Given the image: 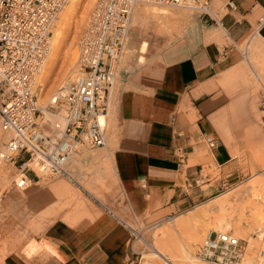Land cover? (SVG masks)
<instances>
[{
	"label": "crops",
	"instance_id": "1",
	"mask_svg": "<svg viewBox=\"0 0 264 264\" xmlns=\"http://www.w3.org/2000/svg\"><path fill=\"white\" fill-rule=\"evenodd\" d=\"M217 17L188 21L160 54L148 49L142 54L143 42L130 28L133 52L121 62L111 99L109 94L117 110V140L105 151L113 155L112 178L120 198L104 206L91 202L97 208L93 221L73 226L59 220L30 234L6 256L0 252V264H133L128 225L186 211L242 177L236 143L222 124L230 101L221 86L232 77L249 84L246 68L229 71L243 63L245 41L259 47L256 55L264 62V0H229ZM251 87L255 109L259 96ZM258 136L264 138V130ZM209 138L215 147L208 146ZM258 162L264 164V156ZM210 164L220 169V179L204 176ZM36 200L43 212L45 200Z\"/></svg>",
	"mask_w": 264,
	"mask_h": 264
},
{
	"label": "built area",
	"instance_id": "2",
	"mask_svg": "<svg viewBox=\"0 0 264 264\" xmlns=\"http://www.w3.org/2000/svg\"><path fill=\"white\" fill-rule=\"evenodd\" d=\"M186 1H98L79 41L84 75L50 107L53 116H62L60 109L65 110L66 124L61 128L50 120L43 123L34 85L49 52L51 26L69 0H0V128L10 135L0 160L18 170L12 180L16 188L24 190L42 178L68 175L65 168L74 154L106 145L107 128L98 119L107 113L111 82L136 5L151 2L182 7ZM194 1L200 9L207 6ZM206 143L217 145L211 138ZM128 227L132 263L140 264L142 253L134 243L141 241L142 231ZM261 253L264 257V250ZM198 255L215 264H241L245 245L231 233L213 232Z\"/></svg>",
	"mask_w": 264,
	"mask_h": 264
},
{
	"label": "rangeland",
	"instance_id": "3",
	"mask_svg": "<svg viewBox=\"0 0 264 264\" xmlns=\"http://www.w3.org/2000/svg\"><path fill=\"white\" fill-rule=\"evenodd\" d=\"M98 1L99 0H83L78 7L76 16L74 17V19H72V23L74 21H78L75 22V28L72 26L76 33L72 35V27L65 32V36H70L72 38L75 37V39H71L73 40L74 50L77 51V55L78 39L86 28ZM209 1V10L206 13H197L189 9H176L166 5L156 6L155 4L141 3L140 6L142 7L156 6L160 8H166L170 10L174 15H177L176 17L178 18L176 19L175 25L178 23L176 25L178 26V30L174 37L165 38L163 40L164 37H157L151 30L148 31V33L141 32L135 25V16L131 24V29L133 30V34L139 37L137 41H147L149 43V54H160L166 46H168L179 37L180 32L188 21H191L197 17H217L220 12L224 13L225 5L229 0ZM83 11H86L85 21H82V19L78 17L83 13ZM81 23L82 25H80ZM130 44L131 38L128 37L123 46V51L115 74L116 76H114V78L112 79V84L113 82H116V86L118 84L116 80V78L118 77L117 72L120 70L121 62L125 64L126 61L131 57V54L133 52ZM250 44V40H248L240 46V49L244 56L243 63L229 70L231 71L233 69L239 70L241 68H246V79L249 84H244V81L241 78L232 77L227 80L224 86H221L222 91L227 95L230 101V105H228V107L223 111L222 124L225 125V133L229 136L231 142L236 143L234 147L237 150V161L242 167V177L237 180L231 181L230 184L222 187V190L220 191L218 196L229 192L231 193V196L236 200L234 204L238 205V203L249 202L251 203V206L253 208L258 209L261 208L259 201H252V198L259 197L264 199V164L258 162L259 158L261 156H264V142H261V140L264 138L258 136L259 134H261V131L264 130V90H261L264 86V62H262L263 58L256 55L258 51L257 48L254 47V45H252V47L250 48ZM60 66L61 64L59 63L58 69ZM252 68L255 70V72L258 71L259 73L256 72L255 75V73L251 72ZM225 73H223V75ZM223 75L220 79H224ZM61 79L62 76L59 77V82L57 81V83H55V88H53L52 90L53 93H51L52 91L50 92L51 94L49 93L50 97L59 89L60 85H64L62 84ZM51 84L53 83H47V86L45 88H42L41 97L46 96L45 93L48 90L47 88H49ZM71 84L68 86V89L66 87L62 89V92L64 91L62 95L66 94V92L69 91ZM251 85L255 87L259 96V100L256 104L255 109L251 108L252 95H254V88H252ZM40 90L41 89H38L36 93L39 94ZM49 96H47L46 102H48V100L50 99ZM110 99L107 103V112L108 110H110V114L107 123L108 139L106 145L104 149H84L83 151H79L72 156L66 168L67 173L69 174V177L66 178L70 179L71 182H68L61 177H55L49 180L41 179L40 181H36L29 188L41 184L40 186H35L31 189L28 188L29 190H16L14 185L12 184V180L17 174L18 170L15 168V166L5 164L0 160V172L4 171L9 176V180L7 179L8 183H6V181L4 180L0 181V247H2L0 252L3 256H6V254L8 253L6 252L7 249H15L16 247L20 246L22 243H24V241L27 239V237H29L30 234L38 233L39 230L46 228V226H48L50 223L60 220L68 223L69 225L78 226L83 222L93 221L95 218V213L97 214V208L92 203L104 206L109 205L110 202L114 201V199L120 198V192L118 191L117 184L112 178V176H114L113 155L105 152L106 147L111 148L114 140H117L116 137L119 128L117 110ZM47 110L48 113L43 112L46 121L50 120L53 122L57 120L51 115L49 107L47 108ZM237 135H241V137L239 138V136ZM4 142H7L6 135L0 132V152L5 149ZM206 153L207 151H204L202 154L204 155ZM97 156L99 157L98 160H93V158ZM75 158L80 162L77 165L74 162ZM110 159L112 160V162ZM78 171L82 172L81 175L78 176L71 174ZM203 173L205 177L209 176L216 179H220L221 177L220 169L215 167V165L213 164L206 166ZM259 181L261 182L258 184V188L254 189L249 187L254 182ZM76 182L81 186V190L83 192L77 188L80 186L76 185ZM55 188H58V195H55L56 193L53 192V189ZM23 193H28L29 195L25 194L26 196L24 195L23 197ZM38 193H41L42 197L37 199L42 200L44 198V203L49 204V206L46 204L45 210L43 212L41 211L42 207H40L41 201L36 199L33 200V196ZM42 193H46L49 195L44 196ZM218 196L210 199L209 201L201 202L195 207L190 208L186 211L176 212L172 215L161 213L149 218L145 224L133 226L135 229H140L142 231L141 235H143L141 241L134 243L135 248L137 247V251L142 253L140 264H164L158 258L152 256V246L153 243L161 242L163 240L165 231L167 230H170L171 233H174L177 240L179 238L178 241L181 246H186V241L188 240L186 236H189L187 234L188 232H181L182 234L176 232L173 221H175L181 215L187 216L190 211H197V209L199 210L200 207H210L213 204L214 199ZM248 213L250 212L246 210V220L249 218ZM240 218L241 217L237 213L234 220L238 221ZM246 220L243 221V227L241 229H245H240L241 233L237 231L234 226H232L226 233H231L239 239L244 236L242 239H245V241H243V244L245 245V258L248 257L246 258V260L250 261L251 258H254V261H256L257 264H263L262 259L258 258L260 257L259 251L264 249V223L262 226H260L261 228H263V232H260V227L255 230V232H253L252 230L250 231L247 224H245ZM209 222H213V227L207 226ZM214 224L215 221L213 218L210 219V221L203 220L201 229L203 231L205 230L206 234L210 231H215L214 229H212L216 227V225ZM217 232L223 231L219 230ZM260 234L263 235V240H261L262 242L260 240L258 241L257 239ZM241 235L242 237H240ZM251 240L253 243H255L256 248L251 253H247V250H249L247 248L249 245L248 243ZM199 248L200 245L196 247V252L199 251ZM257 260H260V263Z\"/></svg>",
	"mask_w": 264,
	"mask_h": 264
},
{
	"label": "bare ground",
	"instance_id": "4",
	"mask_svg": "<svg viewBox=\"0 0 264 264\" xmlns=\"http://www.w3.org/2000/svg\"><path fill=\"white\" fill-rule=\"evenodd\" d=\"M82 1L83 0H69V2L59 12V14L57 15L56 19L54 20V22L51 26L49 52L45 58V61H44V64H43L41 70L39 71V73L36 76V80H35L36 82L34 85L35 96L38 97V101H36V105H37L38 110L42 111V113L43 112L48 113L47 108L49 107V110H50V107H51L52 103L55 102V99H57L56 102H58V99H60L62 97V94L64 92V91L62 92L63 88L66 87L68 89L69 88L68 86L71 83L73 84L74 82L77 81L78 78H80L84 75L83 74L84 72L81 70V65L79 64V57L81 55L80 49H79V41H80V38L83 35L85 29L87 28L90 20H89L86 28L84 29L82 35L78 39V43H77L78 55H77V51L74 50V46H73V40L72 39H75V37L72 38L70 36L69 37L65 36V34H66L65 32L67 30L71 29L72 26L75 28V22H78V21H74L72 23V19H74V17L76 16V12L78 10L79 5L82 3ZM200 1L203 4H206L207 6H205V8H203V9H200L199 5L194 0H187L186 3L183 4L184 6H182V7H178V6H174L172 4H166V3H151V2H142V3L155 4L156 6L157 5H166V6L176 8V9H189V10L195 11L197 13L208 12L210 1L209 0H200ZM140 5H141V3L137 4L135 7V11L133 13L129 29L131 28V24H132L133 18L135 16V25L137 26V28L141 32H147L148 33V31L151 30L153 32V34L156 35L157 37H160V38L164 37L163 40L165 38H171V37L175 36V34L178 30V26H176L178 23L175 25L176 19L178 18V17H176L177 15H174L170 10H168L166 8H160V7H156V6L142 7ZM86 6H88V5H86ZM85 12L86 11H83V13L80 16H78V14H77V16L82 19V21L86 20ZM178 16H180V15H178ZM90 19H91V17H90ZM80 25H82V23ZM73 27H72V35H74V33H76ZM148 47H149V43L147 41L143 42L141 45V48H140V52L142 54L146 53ZM256 48L258 50V47H256ZM262 54L264 55V53H261V55ZM139 62L144 63L145 62L144 57H140ZM59 63L61 64V66L58 69ZM79 70H80V73H79ZM251 72L255 73V75H256V72L253 68L251 69ZM60 76H62L61 81H62V84H64V85H62V86L60 85L59 89L56 92H54V94L50 97L49 95L51 93H53L52 90H53V88H55V83H57ZM114 76H116V75H114ZM50 82L53 84H51L50 87L47 88L48 89L47 91L45 90L46 96L41 97L42 88L43 87L45 88L47 86V83H50ZM38 89H41L39 94L36 93V91ZM60 90L62 93L60 92ZM261 90H264V86L262 87ZM110 91H111V93H110L111 94L110 98H111L114 95V82H113V84L111 82ZM47 96L50 97L48 102H46ZM108 101H109V96H108ZM60 111H62V113H61L62 116L65 117L66 116L65 110H63V108H61ZM50 113H51V111H50ZM109 114H110V110H108L107 113L100 114L98 121H99L101 126L107 128ZM51 115L53 116V114H51ZM62 116L61 115L53 116L54 118L57 119L53 122L59 123L60 127L64 128L65 124H66V120ZM45 121H46V119L44 116L43 123H45ZM0 132L2 134L6 135V141L7 142L6 143L4 142L6 145L8 143V141L10 140V135L8 133L4 132L1 128H0ZM104 147H102V148L104 149ZM88 149H91V148H88ZM95 149H99V148H95ZM98 158L99 157L97 156V157L93 158V160H98ZM74 162L76 165L80 163L79 160L76 158H75ZM67 166H68V164H67ZM67 166H66V168H67ZM30 167L37 171L36 165L30 164ZM66 172H67V170H66ZM56 177H69V174L64 175V176H56ZM8 178H9V176L6 172H4V171L0 172V181L4 180V181H6V183H8L7 182ZM53 178H55V177H51V178L44 179V180H49V179H53ZM260 182L261 181L254 182L249 187L256 189L259 187L258 184ZM16 189H18V188H16ZM27 189H24V190H27ZM18 190H22V189H18ZM53 192L56 193L55 195H58V188L53 189ZM51 193H52V191H51ZM40 197H42V195H41V193H38V194L33 196V198H34L33 200L40 198ZM235 201L236 200L231 196V193L227 192V193H224V194L218 196L217 198H215L213 201V204L210 207H207V208H205V207L201 208L200 207V209L199 210L197 209V211H190L187 216H185V215L179 216L175 221H173L174 228H175L176 232H178V233H181V232L187 233L188 232L187 234L189 236H186V238H188V240L186 241L187 242L186 246L185 245L181 246V244L178 241L179 238L177 240L174 233H171L170 230H167V231H165V236L163 237V240L161 242L153 243L152 256H155L160 261H162L164 264H215L211 261H206V260L202 259L198 255L205 239L207 238V236L210 233L217 232L219 230L226 233L228 230H230V228L232 226H234L237 229V231H239V232L241 230L245 229V228H243V229H241V228L243 227V221L246 220L245 219L246 210H248L250 213H248L249 218L245 221L246 222L245 224H247L250 231L252 230L253 232H255V230H257L264 223V199L263 198H259V197L252 198V201H259L261 208L257 207L258 209L253 208L251 206V203H249V202L238 203V205H236V204H234ZM237 213L239 214V216L241 218L238 221H235L234 219H235ZM212 218L215 221L214 225H216V227H214L212 229H214L215 231H210L206 234L205 230L203 231L201 229L203 220L204 221H207V220L210 221V219H212ZM212 225H213V222H209L207 224L208 227H213ZM259 229L261 232L263 228L260 227ZM173 232H175V231H173ZM238 236H239V234H238ZM240 237H242V235ZM242 238H240V239L242 241H245V239H242ZM257 239H258V241L263 240V235L260 234ZM249 240H250V237H249ZM252 240L249 241V243H248L249 245L247 248L249 250H247V253L248 252L251 253L256 248L255 243H253ZM199 245H200V248L198 249L199 251H197L198 252L197 253L195 249ZM263 250L264 249L259 251L260 257L258 256L259 257L258 259L261 258L263 261V264H264V257L262 256V253H261ZM245 256H246V252H245L244 258L242 259L241 264H257V262L254 261V258H251L250 261H247L246 258H248V257L245 258ZM203 260L206 262H204ZM258 262L260 263V260Z\"/></svg>",
	"mask_w": 264,
	"mask_h": 264
}]
</instances>
